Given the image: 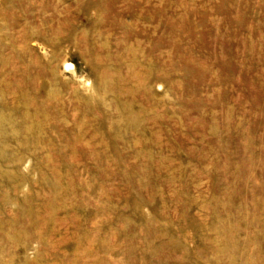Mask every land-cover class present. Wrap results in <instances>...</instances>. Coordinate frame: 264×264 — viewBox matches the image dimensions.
Returning <instances> with one entry per match:
<instances>
[{
  "label": "rangeland",
  "instance_id": "obj_1",
  "mask_svg": "<svg viewBox=\"0 0 264 264\" xmlns=\"http://www.w3.org/2000/svg\"><path fill=\"white\" fill-rule=\"evenodd\" d=\"M0 84V264H264V0H0Z\"/></svg>",
  "mask_w": 264,
  "mask_h": 264
},
{
  "label": "bare ground",
  "instance_id": "obj_2",
  "mask_svg": "<svg viewBox=\"0 0 264 264\" xmlns=\"http://www.w3.org/2000/svg\"><path fill=\"white\" fill-rule=\"evenodd\" d=\"M23 85H25V83H23ZM23 89L22 87L18 86L17 87V92ZM5 90H8V88H6V86L4 87L2 84H0V96L1 94H3V92H5ZM16 103H18V101H16ZM8 104H6L5 100H0V108L3 109V111H5V108ZM2 110H0V123L5 124V119L6 117L4 116L5 112H3ZM1 125V124H0Z\"/></svg>",
  "mask_w": 264,
  "mask_h": 264
}]
</instances>
